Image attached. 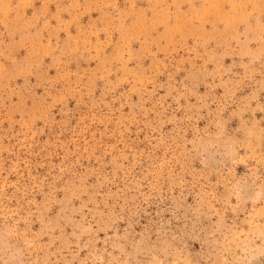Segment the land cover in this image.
<instances>
[{
    "label": "rangeland",
    "instance_id": "obj_1",
    "mask_svg": "<svg viewBox=\"0 0 264 264\" xmlns=\"http://www.w3.org/2000/svg\"><path fill=\"white\" fill-rule=\"evenodd\" d=\"M0 264H264V0H0Z\"/></svg>",
    "mask_w": 264,
    "mask_h": 264
}]
</instances>
